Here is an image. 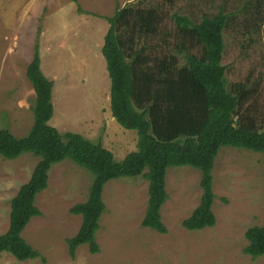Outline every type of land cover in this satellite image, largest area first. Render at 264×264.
<instances>
[{"label": "rangeland", "instance_id": "374dc122", "mask_svg": "<svg viewBox=\"0 0 264 264\" xmlns=\"http://www.w3.org/2000/svg\"><path fill=\"white\" fill-rule=\"evenodd\" d=\"M138 1L0 0V128L23 138L33 125L35 91L27 68L38 45L42 71L54 82L49 124L101 143L118 162L136 151L137 132L112 117L111 79L102 48L109 30L106 18ZM221 8L231 18L222 62L228 84L256 86L252 106L264 120V0H176L165 10L199 18ZM38 161L30 153L15 160L0 158V235L9 229L12 199ZM213 175L217 223L190 231L183 221L200 204L201 173L190 166L168 169L169 198L161 212L166 234L141 225L148 208L147 180L139 176L108 182L106 211L96 235L101 252L93 255L82 245L72 259L67 240L79 231L82 216L70 209L87 201L93 176L71 160L54 164L48 188L36 199L43 215L33 218L22 234L46 262L19 261L2 253L0 264H264V256L253 259L244 253L247 230L264 226V154L225 147Z\"/></svg>", "mask_w": 264, "mask_h": 264}, {"label": "trees", "instance_id": "16d2710c", "mask_svg": "<svg viewBox=\"0 0 264 264\" xmlns=\"http://www.w3.org/2000/svg\"><path fill=\"white\" fill-rule=\"evenodd\" d=\"M175 5L176 0H140L106 18L109 30L102 53L111 79L112 117L138 134L137 150L120 162L101 143L74 132L61 133L49 124L54 116V82L42 71L36 45L27 68L35 91L33 125L23 138L0 128V158L15 160L30 153L39 161L11 201L9 229L0 235V255L46 262L22 234L33 218L43 215L37 196L48 188L52 166L64 160L93 176L87 201L70 209L82 216L79 231L67 240L72 259L82 245H88L93 255L101 252L96 235L106 211L104 188L120 178L142 176L149 182L141 225L166 234L161 212L169 198L168 169L199 170L203 194L183 227L190 231L215 227L213 172L220 151L233 147L264 154V120L252 106L259 90L253 84H228L222 62L231 18L224 8L198 18L165 10ZM78 11L82 12L80 6ZM245 236L244 253L253 259L263 257L264 226L249 228Z\"/></svg>", "mask_w": 264, "mask_h": 264}]
</instances>
